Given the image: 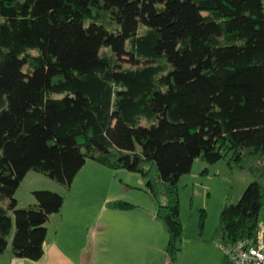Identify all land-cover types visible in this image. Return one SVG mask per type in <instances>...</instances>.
Returning a JSON list of instances; mask_svg holds the SVG:
<instances>
[{"label": "trees", "instance_id": "obj_1", "mask_svg": "<svg viewBox=\"0 0 264 264\" xmlns=\"http://www.w3.org/2000/svg\"><path fill=\"white\" fill-rule=\"evenodd\" d=\"M91 159L141 174L181 251L179 182L197 159L254 180L221 213V244L254 242L264 209V0H0V255L45 254L63 193ZM114 208L135 205L118 201ZM205 217V214H203ZM225 264H228L227 261Z\"/></svg>", "mask_w": 264, "mask_h": 264}, {"label": "rangeland", "instance_id": "obj_2", "mask_svg": "<svg viewBox=\"0 0 264 264\" xmlns=\"http://www.w3.org/2000/svg\"><path fill=\"white\" fill-rule=\"evenodd\" d=\"M87 164L66 202L68 215L74 217L73 213L79 211L78 218L89 216L85 219L87 223L83 225L88 227L92 218L105 210L120 211L114 208L115 202L135 205L130 210H124L128 212L129 218L125 223L119 222L126 224V230L116 231L111 243L114 247L112 249L120 250L124 246V260L119 258L115 263L170 264L171 258L167 253L169 231L166 224L157 217V203L145 190L146 181L141 174L126 169L111 170L91 159ZM253 180L254 177L249 172L231 169L226 160L214 164L202 159L196 160L192 171L182 176L179 182L184 236L180 242L182 249L174 264L226 263L225 253L220 247L221 238L217 236L221 213L226 205L239 202ZM36 190H49L64 195L69 192L46 175L31 171L16 193L19 206L34 205L36 200L33 192ZM260 224H264V209ZM87 232L89 231L86 230L85 236H81L84 240L77 241L78 244L74 245L86 244ZM104 244L107 247L108 244ZM11 246L10 244L9 248Z\"/></svg>", "mask_w": 264, "mask_h": 264}, {"label": "crops", "instance_id": "obj_3", "mask_svg": "<svg viewBox=\"0 0 264 264\" xmlns=\"http://www.w3.org/2000/svg\"><path fill=\"white\" fill-rule=\"evenodd\" d=\"M80 173L77 175L72 187L77 183ZM71 190L65 195V204L62 211L52 215L47 224L48 235L45 242L44 256L38 261L19 258L14 255L11 246L4 254L0 255V264H116L115 260H119V258L124 260L122 256L124 246H121L120 250L112 249L114 247L111 243L114 241L116 231L126 230V224L120 222L124 221L125 223L127 221V218H129L127 216L128 212L124 210H105L102 214L93 217L88 227H84L83 225L87 223L85 219L89 216L81 219L78 218L79 211L75 213L76 215L73 213L74 217L68 215V211H66V202L68 197H71ZM85 228L89 231L85 239L86 244L82 245L80 243L81 247L74 245L77 241L84 240L81 236H85ZM104 243L108 244L107 247Z\"/></svg>", "mask_w": 264, "mask_h": 264}, {"label": "built area", "instance_id": "obj_4", "mask_svg": "<svg viewBox=\"0 0 264 264\" xmlns=\"http://www.w3.org/2000/svg\"><path fill=\"white\" fill-rule=\"evenodd\" d=\"M228 264H264V224H260L254 242L221 244Z\"/></svg>", "mask_w": 264, "mask_h": 264}]
</instances>
